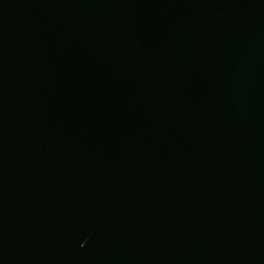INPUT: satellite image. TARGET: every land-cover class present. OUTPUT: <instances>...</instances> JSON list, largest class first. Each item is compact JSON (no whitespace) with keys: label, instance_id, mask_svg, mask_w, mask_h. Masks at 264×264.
Segmentation results:
<instances>
[{"label":"water","instance_id":"1","mask_svg":"<svg viewBox=\"0 0 264 264\" xmlns=\"http://www.w3.org/2000/svg\"><path fill=\"white\" fill-rule=\"evenodd\" d=\"M0 264H264V0H0Z\"/></svg>","mask_w":264,"mask_h":264}]
</instances>
